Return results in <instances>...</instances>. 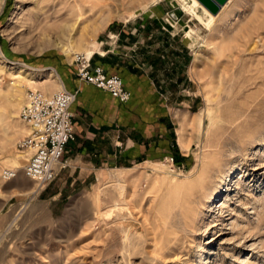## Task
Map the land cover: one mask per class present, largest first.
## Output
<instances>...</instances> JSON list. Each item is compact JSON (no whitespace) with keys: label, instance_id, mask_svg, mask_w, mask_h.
<instances>
[{"label":"rangeland","instance_id":"obj_1","mask_svg":"<svg viewBox=\"0 0 264 264\" xmlns=\"http://www.w3.org/2000/svg\"><path fill=\"white\" fill-rule=\"evenodd\" d=\"M104 46L157 84L158 152L63 201L26 189L29 92ZM0 264H264V0H0Z\"/></svg>","mask_w":264,"mask_h":264},{"label":"crops","instance_id":"obj_2","mask_svg":"<svg viewBox=\"0 0 264 264\" xmlns=\"http://www.w3.org/2000/svg\"><path fill=\"white\" fill-rule=\"evenodd\" d=\"M94 52L95 63L109 61L111 66L120 67V71H113L105 66L123 76L132 97L121 102L108 90L78 76L68 78L67 88L78 91L72 104L76 136L67 144L66 166L42 187L52 200L83 194L103 180L110 169L147 161L158 152L160 121L157 96L153 95L158 87L153 77L134 69L126 49L104 46ZM25 176L28 180L23 187L30 189L29 180L33 178Z\"/></svg>","mask_w":264,"mask_h":264},{"label":"built area","instance_id":"obj_3","mask_svg":"<svg viewBox=\"0 0 264 264\" xmlns=\"http://www.w3.org/2000/svg\"><path fill=\"white\" fill-rule=\"evenodd\" d=\"M77 73L81 79L108 90L121 102H127L132 97V91L127 87L123 76L109 71L102 63H95L92 55L81 57ZM77 94V90L67 87L51 93L32 89L21 108L20 116L30 126L23 146L31 150L23 168L25 174L39 184L49 183L66 166L65 150L69 141L76 136L72 104ZM165 157L172 165L176 163L173 153L166 154ZM17 173L18 169L3 170V176L7 179Z\"/></svg>","mask_w":264,"mask_h":264},{"label":"water","instance_id":"obj_4","mask_svg":"<svg viewBox=\"0 0 264 264\" xmlns=\"http://www.w3.org/2000/svg\"><path fill=\"white\" fill-rule=\"evenodd\" d=\"M213 14H217L228 0H199Z\"/></svg>","mask_w":264,"mask_h":264},{"label":"bare ground","instance_id":"obj_5","mask_svg":"<svg viewBox=\"0 0 264 264\" xmlns=\"http://www.w3.org/2000/svg\"><path fill=\"white\" fill-rule=\"evenodd\" d=\"M199 1V0H198ZM200 2V1H199ZM201 3V2H200ZM202 4V3H201ZM203 5V4H202ZM204 6V5H203ZM205 7V6H204ZM206 8V7H205ZM209 12H211L208 8H206ZM212 13V12H211ZM213 14V13H212ZM213 15H215V14H213ZM91 55V54H90ZM89 55V56H90ZM25 68H27V66L26 65H20V69H21V72H23V71H26L25 70ZM38 183V182H37ZM122 188H124V187H122ZM122 190V189H121ZM123 192H124V190H123Z\"/></svg>","mask_w":264,"mask_h":264},{"label":"trees","instance_id":"obj_6","mask_svg":"<svg viewBox=\"0 0 264 264\" xmlns=\"http://www.w3.org/2000/svg\"><path fill=\"white\" fill-rule=\"evenodd\" d=\"M175 157L177 158V156L175 155ZM176 161H177V159H176Z\"/></svg>","mask_w":264,"mask_h":264}]
</instances>
